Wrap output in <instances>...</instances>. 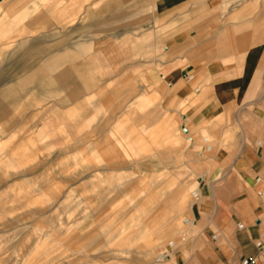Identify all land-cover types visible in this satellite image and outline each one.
I'll return each mask as SVG.
<instances>
[{
	"label": "rangeland",
	"instance_id": "374dc122",
	"mask_svg": "<svg viewBox=\"0 0 264 264\" xmlns=\"http://www.w3.org/2000/svg\"><path fill=\"white\" fill-rule=\"evenodd\" d=\"M70 6L0 0V264H164L185 228L192 179L168 156L176 145L170 127L149 126L156 96L142 93L145 80L124 58L120 33L106 32L104 18L89 27L86 3L74 18L55 19ZM38 18L45 27L38 20L24 28ZM22 41L27 48L17 47ZM42 45L84 49L80 63L94 62L84 72L100 89L79 98L86 133L61 121L64 92L43 98L16 84ZM20 151L21 163L13 155Z\"/></svg>",
	"mask_w": 264,
	"mask_h": 264
},
{
	"label": "crops",
	"instance_id": "0c3cea01",
	"mask_svg": "<svg viewBox=\"0 0 264 264\" xmlns=\"http://www.w3.org/2000/svg\"><path fill=\"white\" fill-rule=\"evenodd\" d=\"M95 1L70 0L72 10L55 19L74 18L86 3L89 27L104 18L106 32L120 33L124 58L145 80L142 93L156 96L149 126L170 127L176 145L168 156L194 186L164 264H264V0H103L100 10ZM38 20L45 27L38 18L24 28ZM83 50L42 45L16 84L43 98L64 92L61 121L86 133L80 93L100 88L84 72L94 62L78 60Z\"/></svg>",
	"mask_w": 264,
	"mask_h": 264
}]
</instances>
